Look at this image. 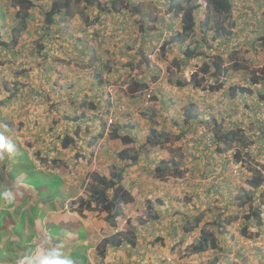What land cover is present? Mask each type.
I'll return each mask as SVG.
<instances>
[{
	"label": "rangeland",
	"instance_id": "obj_1",
	"mask_svg": "<svg viewBox=\"0 0 264 264\" xmlns=\"http://www.w3.org/2000/svg\"><path fill=\"white\" fill-rule=\"evenodd\" d=\"M33 1L23 27L14 0H0V40L11 36L13 27L23 28L22 44L12 43L6 51L0 47V105L5 108L2 115L14 114L20 125L7 139L20 136L33 154L38 151L48 159L49 165L37 158L42 167L64 178L66 201L58 212L66 217L65 227L58 229L48 213L49 222L39 228L49 235L75 229L77 236L85 230L105 238L119 232L122 247H111L102 256L91 250V259L97 263L101 257L100 264H264V224L243 218L260 207L264 222V79L253 85L249 73L264 75V0H234L235 26L228 40L201 25L203 12L194 33L185 40L174 39L182 22L169 13V0L75 2L53 23L46 12L55 0ZM114 2L118 10H113ZM197 41H203L208 55L185 61L184 50ZM218 51L224 65L245 59L246 68L230 70L218 80L213 74L206 76L204 83L226 80L217 91L202 88V81L199 86L178 84L177 78L190 81L191 73ZM231 52L237 53L234 59ZM143 82L148 87L136 90ZM237 84L250 86L252 93L238 90L232 95L230 87ZM90 101L98 104L97 110L88 111ZM67 107L76 114L88 111L84 119L90 126L106 111L114 122L125 125L122 132L134 141L102 137L90 144L89 137L82 139L80 134L79 141L62 148L60 128L50 126H66L61 116L69 115ZM30 115L34 125L25 120ZM227 127L244 131L246 137L223 146V151L218 138ZM151 128L169 133V141L143 146ZM124 147L129 153L140 151L135 164L117 156ZM56 154L68 165L56 166L51 161ZM162 163L168 164L166 175H153ZM177 167L181 175L173 173ZM121 171L133 200L123 204V217L113 226L92 194L98 174L117 176ZM82 200H91V207L83 206ZM237 201L245 203L239 206ZM197 214L204 219L189 232L185 226ZM229 217L232 222L223 236L218 235V248L190 252L202 226L213 230L212 222ZM53 247L66 255L64 245Z\"/></svg>",
	"mask_w": 264,
	"mask_h": 264
},
{
	"label": "trees",
	"instance_id": "obj_2",
	"mask_svg": "<svg viewBox=\"0 0 264 264\" xmlns=\"http://www.w3.org/2000/svg\"><path fill=\"white\" fill-rule=\"evenodd\" d=\"M241 3H247L245 0H240ZM75 2H86L89 5H92L96 2V0H55L52 2V5L50 9L46 12V19L49 23H53L55 20V16L57 14L62 13L63 11H66V13L70 12V6L75 3ZM239 3V0H238ZM237 3V4H238ZM235 2L234 0H169V13H172L174 16H180L181 22H182V29L180 32H178L173 38L174 39H179V40H185L190 36V34L194 33V24L196 22V19H199L200 12L204 13V20L201 22V25L205 29H213L215 32V36H224L225 35V40L229 39V35H231L230 32V27L235 26V20L233 19L232 16V11L235 7ZM14 5L18 6L19 10H17V15L21 14V17L19 19V23L21 26L25 27L26 25V17L28 16V11L34 6V1L33 0H14ZM127 7V4L124 5ZM252 8L257 7L251 6ZM120 7H118L115 2L113 3V10H118ZM209 22H213L212 25H209ZM23 28H19L18 26L13 27V38L12 41L17 44H22L21 40L19 39L20 32H22ZM203 41H197L194 42L192 45H188L186 49L184 50V57L185 61H188L191 58H194L198 55H208L206 52H204L202 46ZM236 52H231V58L234 59ZM210 60H204V62L191 73L190 76V81L187 79L181 80L180 78L178 79V84L181 86H185L191 82L194 85H198L199 82H203L202 88L208 89L210 91H217L223 87L225 84V79L222 78L218 82L214 83H204L206 80V76H211L213 74L214 77L219 79L221 74H228L230 70H241L242 68H246V60L243 59L241 62L239 60H235L231 62L230 64L224 65V57L222 56L221 53L216 52V54L209 55ZM241 60V59H240ZM175 61H177L175 59ZM264 69V67H263ZM264 71V70H263ZM250 77H251V84L257 85L261 83L262 79H264V75L261 76L258 72L249 70ZM199 86V85H198ZM145 87H148L146 82L136 84V90L143 89ZM231 89V94L236 96V93L239 92L238 90L244 91L246 93H252V89L250 86H244V85H233L230 87ZM264 95V93H263ZM90 105L92 108H96V105L93 101L90 102ZM79 117V116H78ZM11 122L7 123V127L1 128V129H9V131L12 133L14 132L15 128H12V125L10 124ZM11 125V126H10ZM54 127H59L60 130L63 129L64 127L54 125V123L50 126V129L53 130ZM17 129V128H16ZM119 129H121V125H115L112 132L109 134L111 139H118L121 138L124 142H133L134 138L127 134V133H120ZM49 128H47L46 135ZM171 135L167 132H160L158 133L156 128H151L150 132L147 135V141L143 144V146L146 147H152L160 144H165L169 141ZM246 137L244 131L239 130L238 128H230L228 129L225 128L224 130L221 131V135L218 138L220 142L219 148L223 149V146H232L233 143L240 142ZM46 139H48V136H46ZM11 141V140H10ZM79 141V140H77ZM75 143V140L73 137L67 136L66 134L62 138V146L64 148L68 147L69 145ZM75 145V144H74ZM17 151V150H15ZM223 151H226V149H223ZM78 156H82L80 152H76ZM17 157L18 159L21 160H26L28 165H36V160L39 157L40 160L44 163L48 161V159H44L40 156V152L37 151L33 155V159L28 157L27 151H25L21 146L20 149L17 151ZM81 154V155H80ZM140 151L139 152H131L129 153L127 148L121 149L117 152V156L121 160H131L132 163L136 162L138 157H140ZM237 160V159H236ZM56 166H63V165H68V163L61 159H52L51 160ZM14 170H18L15 172H19L22 170V166L17 165L13 167ZM169 170L168 164L162 163L160 166L156 169H154L153 175L157 177H164L166 175V171ZM173 173L177 175H181L182 172L179 167L173 168L172 169ZM177 171V172H176ZM13 172V171H12ZM14 176V173H12ZM31 176L34 177L35 179H39L38 181H34L33 184L35 188L43 187L42 189H37L39 192L37 193V197L33 200L34 203H39V196L43 195L44 197H48L51 205L53 207H57V204L59 202L58 197H59V192L60 189L58 187H61L60 185L63 183V177L60 175H52L50 172H48L46 169H37L35 167L32 172ZM1 177V174H0ZM2 178V177H1ZM124 175L123 172H119L117 176H108V175H97V180L98 182L95 183L94 186V191L95 193L92 194V201H94L96 204L100 205L103 210H106L108 212V215L106 216L105 220L108 221L109 224L113 226H117L119 222L117 221L118 218L123 217L122 213V207L124 203H129L133 200L132 192L130 189L125 185L124 181ZM258 182H256L257 184ZM97 193V194H96ZM239 203V206L244 205V201H237ZM13 205V203H8V206ZM38 204L32 205V208L35 209ZM82 205L86 206L88 208L91 207V200H82ZM23 204L18 206V211L22 212V208H24ZM38 209V208H37ZM32 210V209H31ZM26 211V210H25ZM29 212V211H27ZM26 212V213H27ZM13 213L9 209H5L4 216L9 218ZM243 218L245 220L253 218L260 226L264 224L262 220V215H261V209L260 207H256L254 210L249 211L243 215ZM24 219V218H23ZM22 219V222L24 220ZM203 216L201 214H197L194 216L193 223L186 225V229H188L189 232H193L196 230L199 225L203 221ZM226 219H216L213 223L215 228L213 230H210L207 228L208 226L205 224V226L201 227V235L193 243L191 246L190 252H202L206 249H215L219 247V240H218V235L223 236L224 233L226 232V225L230 224L232 222V219L229 218H223ZM0 224L4 225V223L0 222ZM22 227V225H21ZM12 229L15 230L16 227H11ZM244 231H246V226H244ZM66 233V232H65ZM119 233V232H118ZM2 234V232H0ZM119 235V234H118ZM1 238V236H0ZM67 242H69L67 240ZM4 243L8 244L7 248L10 250L9 252L4 251ZM106 246L108 244H113L115 248L122 247L123 245V240H120L119 238L115 237L109 240L104 241ZM162 245H164V242L162 240ZM58 245H64L63 242H57ZM132 245H134V242H132ZM131 245V246H132ZM153 247L157 246L156 241L152 244ZM18 246V241L16 239V236L11 235L7 238L5 241L4 238H1L0 240V261H8V258L11 256V251L14 248H17ZM106 246H99L98 250L101 255L105 254L106 251ZM173 247V246H172ZM81 248V246L78 247V249ZM78 249H75L73 254H78L76 256H82V261L81 264H92L91 261L88 258V252L87 250L82 252L77 251ZM87 252V253H85ZM81 260V259H80Z\"/></svg>",
	"mask_w": 264,
	"mask_h": 264
},
{
	"label": "crops",
	"instance_id": "obj_3",
	"mask_svg": "<svg viewBox=\"0 0 264 264\" xmlns=\"http://www.w3.org/2000/svg\"><path fill=\"white\" fill-rule=\"evenodd\" d=\"M6 131L9 134L11 133L9 129H6ZM0 135H3L6 140L9 139V138L7 139V134L5 133V130L0 131ZM10 140L15 146L14 151L11 153H8L7 151H3L2 155H0V174L2 177V178L0 177V192H3L4 190H11L13 192L14 199L12 201L13 205L8 206V203L4 201L2 198H0V222L5 224V226L0 224V232H2L0 236L1 238H4L5 241L11 235L16 236V239L18 241V246L17 248H14L11 251L12 253L11 256L8 258V261H0V264H21V261H23V264H28L29 259L33 258V260H36L37 259L36 256L43 253L44 250H47V247H53L57 242L60 241L66 245L65 247L66 250H63V254H67L66 252H68V258L72 259L73 256L72 252H74L75 249H78V247L81 246V248L79 249H82V251H84V247H86L88 252V258L92 264H100L101 257L97 258V263H94L89 254L91 250H93L94 253L96 254V251H98L97 247L100 244L99 241L103 240L105 238L104 236L98 237L95 231L91 233V232H86L85 230L83 236H77L75 229H72L71 231H67L66 233L54 232L52 235H49L48 232H45L44 230L39 228L41 223L46 225L49 222V215H48L49 213V214H53L52 223H55L58 229H64L62 227V224L64 226L66 222V217L61 216L60 215L61 212L60 213L58 212L59 210H54V209H59L63 205H65L66 196L64 193L65 190L64 178H63V183L60 185L61 187H58V189H60L59 197H58V199L61 202L60 207H53L48 197H44L43 195L39 196V203H34L33 200L35 199V197H37V193L39 192V190L37 189H42L43 187L42 188L39 187L37 189L35 188L33 182L38 181L39 179H35L34 177H32L31 172L35 167L39 169L41 166L40 167L38 165L29 166L27 162V158L26 160L18 159L16 154L17 152L15 150L18 151L20 149V146L25 151H27L28 157H30L31 159L34 158L33 152H31L26 145L27 142L22 140L20 136L16 135L10 138ZM31 148H35V147L33 146ZM17 165L23 167L22 170L19 172H15L18 170H14L13 168ZM41 169L47 170V168L45 167H42ZM12 173H14V176ZM15 175H17V177ZM21 204H23V206L25 207L22 208V212H19L17 209L18 206H20ZM34 204H38L37 207H35V209L32 208V205ZM6 208L9 209L11 213H13L9 218L4 216V212ZM64 212H67L66 215L67 217L70 216L68 211H64ZM73 215L76 216V214ZM71 218L73 217L71 216ZM22 219L24 220L23 223H21ZM88 221L93 222L90 220ZM88 221L87 223L91 224ZM11 227H16V228L14 230ZM72 233L73 235H71ZM54 235H57V238H55V240L51 242L49 245V241L53 240ZM67 240L69 242H67ZM7 246L8 244L4 243L3 247L5 252L10 251L6 249ZM74 258H80L82 261V255L75 256ZM75 263H77L76 260L74 261V264Z\"/></svg>",
	"mask_w": 264,
	"mask_h": 264
},
{
	"label": "clouds",
	"instance_id": "obj_4",
	"mask_svg": "<svg viewBox=\"0 0 264 264\" xmlns=\"http://www.w3.org/2000/svg\"><path fill=\"white\" fill-rule=\"evenodd\" d=\"M13 33L14 32H12V34ZM12 38H13V35L8 36L7 38L0 40V47L3 48L4 51H6V48L9 47L12 43H13V45L17 44V43H14V41H12ZM95 105H98V104L95 103ZM89 107H91V108H88L89 109L88 111L97 110V106H96V108H92L91 105ZM67 109H68L69 115L68 116H61L62 117V121L61 122L67 123L66 126L63 129L60 130V133L62 135L61 139L66 134L67 136L73 137L75 142H77V140H79V136L81 134L82 139H85V137H84L85 135L88 136L89 137V138H87L89 140L88 143L91 144L93 142V140H95V139H99V138H102V137L111 138L109 134L112 132L114 126L119 124V122H117V120H116V122H114V117L112 115L106 116L107 112L103 110L100 113V116L96 115L93 118V125L90 126V124L84 119L85 113H87L88 111L83 110L81 114H76L75 110L72 109L71 107H67ZM4 110H5L4 106H1L0 131L5 130V133L9 134L6 131V129H1V128L7 127V123L11 122L10 124L12 125V128H15L14 132H17L16 128H18L20 125L17 126V121H15V119H14L15 118L14 114H7V115L3 116L2 115V111H4ZM25 120L29 121L32 125H34V120L32 119V115L25 116ZM58 120L59 119H57V121ZM120 125H121V129H119V132L122 133V134L126 133V132H122V130L125 128V125L124 124H120ZM60 126H62V125H60ZM110 127H112V129L109 132L107 130L110 129ZM68 129H69V131H68ZM127 134H129V133H127ZM118 139H121V138H118ZM72 145L73 144L69 145L68 147H70ZM61 146H62V141H61ZM68 147L64 148L62 146V148H64V149H67ZM14 149H15V146L10 141V139L6 140L3 135H0V155H2L3 151H7L8 153H11V152L14 151ZM52 159L61 160V159H64V158H63V156H61V154H56L55 157H53ZM136 162H134L133 164H135ZM40 164H41V161L39 162L38 160H36V165H38L40 167L41 166ZM46 164L49 165L50 164L49 161ZM40 168H42V166ZM57 169H59V167ZM0 198H2L7 203H11L13 201V199H14V195H13V192L11 190H4L3 192H0ZM57 205H59L57 207L61 206L60 200H59ZM54 210H60V209H54ZM122 213H124L123 210H122ZM118 219H120V218H118ZM115 237L119 238L120 240L124 239V238L121 239L120 234L118 235V233H115L113 236H110V237L104 238L103 240H100L99 241L100 244L98 245V247L101 246V245L106 246L104 241L112 239V238H115ZM49 239H51V238H49ZM113 246H114L113 244L112 245L108 244V246H106L105 253L111 247L115 248ZM65 247H66V245H65ZM65 247H64V250H66ZM98 247H97V250H98ZM96 255L102 256L100 254L99 250L96 251ZM36 257H37L36 260L29 259L28 260V264H74L73 261H75V260L77 261V263L81 264L80 258H74L72 260V259L68 258V254H66L65 256H62L61 250H60L59 247H47V250H44L43 253L37 255ZM153 260H154V262L157 261V257H154ZM21 264H23V261H21Z\"/></svg>",
	"mask_w": 264,
	"mask_h": 264
}]
</instances>
